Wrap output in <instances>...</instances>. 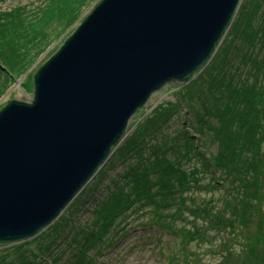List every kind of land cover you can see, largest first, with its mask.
<instances>
[{
	"label": "water",
	"instance_id": "95a60500",
	"mask_svg": "<svg viewBox=\"0 0 264 264\" xmlns=\"http://www.w3.org/2000/svg\"><path fill=\"white\" fill-rule=\"evenodd\" d=\"M242 0H98L0 110V244L35 237L77 198L138 110L215 54Z\"/></svg>",
	"mask_w": 264,
	"mask_h": 264
},
{
	"label": "rangeland",
	"instance_id": "374dc122",
	"mask_svg": "<svg viewBox=\"0 0 264 264\" xmlns=\"http://www.w3.org/2000/svg\"><path fill=\"white\" fill-rule=\"evenodd\" d=\"M44 1L46 0H0V11H11L19 6L32 11ZM97 1L86 0L74 22L69 15L60 16L49 24L48 31L55 38L23 76L9 82L2 93L0 90V110L9 101H28L33 98L35 73L92 12ZM66 10H71L70 4L63 11ZM66 19L69 21L63 22ZM229 31L213 57L195 76L187 82L165 85L138 110L129 127L137 120L138 122L132 129L129 130L128 127V133L114 148L110 158L57 220L41 230L36 238L0 245V264H264V217L254 210L258 207L264 215V186L255 197L249 196L244 189L241 190L240 195L243 194L244 202L249 204L235 202L234 197L238 196V192H233L231 180L227 181V188L225 187L227 195L224 188L221 189L222 186L220 189L211 186V174L203 171L206 169L205 156L212 159L217 157L225 162L224 152L212 132L209 134L205 130L206 124L203 125L204 132L199 133L197 127L200 124L198 115L201 101L197 97L191 101L183 92L188 88L205 85V80L208 82L205 74L209 72L221 47L229 50L227 45L234 40L232 37L225 41ZM242 40L245 39L239 37L234 46L244 49ZM249 53L264 63V50L259 51L257 45L250 48ZM237 59L236 56L235 64L242 67L244 72L243 75H238L239 80L243 84L252 83L255 79L252 76V63L246 67L242 65L243 61L236 63ZM217 76L223 79L221 74ZM261 81L264 84V78L261 77ZM0 86H4L2 79ZM163 102L169 105V110L165 113L170 111L171 118L163 126L145 129L141 125L145 117L151 116L154 109ZM138 125L141 128L137 133V143L142 150L132 154L131 160L122 164L117 152ZM188 130L193 132L190 134L194 137V146L187 144L185 135L188 134L185 131ZM171 145L175 149H170ZM164 152L177 164L176 169H180L176 179L163 186L164 180L160 177L162 173H157L149 180L146 177L140 182L139 175L146 174L156 155ZM178 154L185 159L180 162ZM196 162L201 167V182L195 187L193 176L190 175V184L187 186L179 176L182 170L188 169L189 172ZM219 176L225 180L223 170L219 172ZM112 201L128 204L108 229L102 226L101 215L109 206L106 205L101 213L98 206L106 202L112 205ZM74 202L77 203L71 209ZM246 206L250 210H244ZM230 207L237 208V212L244 217L247 213V222L229 216L231 219L226 221L223 218L217 223L212 218L215 216L218 219L217 215L222 213L223 208ZM66 219L71 221L65 232H62ZM49 235L55 237L48 240ZM19 245L23 250H14ZM25 250L28 251L24 252Z\"/></svg>",
	"mask_w": 264,
	"mask_h": 264
},
{
	"label": "trees",
	"instance_id": "16d2710c",
	"mask_svg": "<svg viewBox=\"0 0 264 264\" xmlns=\"http://www.w3.org/2000/svg\"><path fill=\"white\" fill-rule=\"evenodd\" d=\"M85 1L46 0L37 5L32 11L22 6L15 7L11 11H0V79L4 80V86H0L1 93L7 88L9 82L16 81L23 76L51 45V40L55 36L53 37L48 31L49 24L54 23L55 19L60 16L67 17L69 15L73 22L76 21L80 15V7ZM69 4L71 10L63 11ZM67 21L69 19L63 20V22ZM230 28L225 41L232 37L234 40L227 45L229 50L221 47L220 53L210 66L209 72L205 74V76H208V82L205 80V85L188 88L183 92L189 100L194 101V98L197 97L201 101V110L198 115L200 124L197 127L199 133L204 132L203 125L206 124L205 130L209 134L212 132L213 137L217 139L224 152L225 162L217 157L218 160L205 156L204 167L206 169L203 171L211 174V186L215 188L222 186L221 189L224 188L225 190L228 184L227 181L231 180L233 192H238V196L234 197V200L239 203L245 201L242 198L243 194L240 195L242 189L249 196L255 197L264 186V84L261 81V77L264 78V63L258 57H252L249 53L250 48H254L256 45L259 51L264 50V0H244ZM239 37L245 39L241 43H243V48H246V50L234 46ZM221 53H223L222 56ZM236 56L238 58L236 63L239 60L243 61L242 65L246 67L249 63H252V69H254L252 76L255 78L252 83L243 84V81L239 80L244 72L242 67L235 64ZM218 74H221L223 79L219 78ZM184 88L185 86L181 90ZM174 107H176V104ZM167 110H169V105H166V102L161 103L154 109L151 116L145 117L141 125L145 129L165 125L172 116L170 111L165 113ZM136 122L131 124L129 130ZM141 125L137 126L136 130L125 140L124 145L117 152L122 164L131 160L132 154L142 150L137 143V133ZM185 133L188 134L185 135L188 139L187 144H193L194 146L195 143L192 141V138H194L192 137L193 132L188 130ZM170 149H175L174 145H171ZM177 157L180 162L185 159L180 154ZM175 164L168 158L167 152L161 155L157 154L146 174L139 175L140 182L145 180L146 177L149 180L152 175L162 173L160 177L164 180L163 186H166L170 180L176 179L177 173L180 171V169H176ZM200 168L196 162L189 169V172L188 169L182 170L179 179H184L185 185L188 186L190 184L189 176L191 175L195 183L194 186H198L201 182ZM221 170H223V175L226 176H224L225 180L219 176ZM124 174L126 175V173ZM143 175L144 179H142ZM224 193L228 194L226 190ZM110 195H107L108 199ZM107 202L99 205L98 208L101 213L106 205L109 206L106 212L101 215L103 217L102 226L109 229L114 224L115 217L124 210L128 203L118 201L117 204L112 201L113 204L108 205ZM76 203L74 202L71 209ZM244 203L249 204V202ZM248 208L246 206L244 210H248ZM254 210L259 213V216L264 217L260 208L255 207ZM217 216L218 219L215 216L212 217L217 220V223L221 222L223 218H226V221L231 219L229 216L245 223L248 220L247 213L244 217L237 212V208L232 207L223 208L222 213ZM70 221L65 220V227L62 228V232H65V228ZM53 237L55 236L49 235L48 240ZM26 249L29 250V248ZM14 250L21 251L23 247L19 245Z\"/></svg>",
	"mask_w": 264,
	"mask_h": 264
}]
</instances>
